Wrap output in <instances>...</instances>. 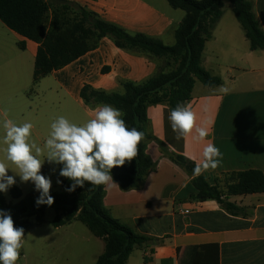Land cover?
Returning a JSON list of instances; mask_svg holds the SVG:
<instances>
[{"label": "crops", "instance_id": "crops-1", "mask_svg": "<svg viewBox=\"0 0 264 264\" xmlns=\"http://www.w3.org/2000/svg\"><path fill=\"white\" fill-rule=\"evenodd\" d=\"M64 1L96 13L131 35L143 34L166 46L175 44V32L186 16L167 0ZM247 1L253 4L264 32V0ZM223 3V15L215 24L202 57V67L222 83L208 87L197 81L187 104L196 114L197 126L206 127L209 135L200 142L192 135L178 139L168 119L169 108L163 104L151 106L147 110L150 139L146 141L145 153L153 169L139 189L124 191L114 178L113 183L104 185L103 202L111 217L140 236L159 240L135 249L126 264H186L189 259L184 250L203 245H218L219 264H264V193L229 198L246 216L232 215L216 201L199 202L192 198L197 190L191 177L167 158L160 146L164 144L169 151L196 164L202 159L204 145L212 142L222 153V159L217 168L202 174L210 185H218L223 191L235 173L258 170L264 174V50L251 51L232 3ZM37 50L35 42L0 21V85L14 84L20 90L19 101L25 100L27 89L36 87L50 107L48 116L29 115L26 120L34 125L30 139L41 147L57 117L64 116L78 125L93 118L97 107H88L80 97L85 86L122 93L121 82L142 83L163 65L159 59L121 50L111 38L104 37L94 50L34 85ZM221 86L229 89L227 94L220 90ZM20 111L24 117V106ZM0 158L4 159L1 151ZM49 164L45 160L41 172H46L47 178L51 173L56 177L58 171L49 174ZM9 167L8 175L15 176L16 183L6 192L16 187L23 197L40 195L31 181L22 182L13 172L14 165ZM17 202L12 199V203ZM48 209L53 208H47L45 216ZM54 217L49 221L44 217L42 224L25 234L24 241L31 234L38 259L48 256L54 261V253H59L63 264H96L105 251L104 240L77 220L55 228ZM204 254L199 251L194 262L205 264Z\"/></svg>", "mask_w": 264, "mask_h": 264}, {"label": "trees", "instance_id": "trees-1", "mask_svg": "<svg viewBox=\"0 0 264 264\" xmlns=\"http://www.w3.org/2000/svg\"><path fill=\"white\" fill-rule=\"evenodd\" d=\"M176 10L186 16L175 32V44L166 46L162 41L143 34L131 35L118 25L101 19L96 13L75 3L64 0H0V21L10 30L38 45L34 85L41 79L59 70L97 47L104 37L112 39L117 48L159 59L163 65L142 83L121 82L122 93L95 90L85 86L80 94L84 103L91 108L108 104L123 112L129 129L136 128L144 133L138 145V155L131 162L111 169V175L124 191L142 187L154 165L145 153L149 118L147 110L154 105H166L170 111L178 105H187L192 99L193 87L197 81L208 87L221 85L218 77H213L202 67V57L206 43L212 38L215 24L223 15V0H167ZM238 22L250 42L251 51L264 50V32L253 12V4L247 0H230ZM51 16L50 25L47 26ZM24 48V43L21 44ZM162 153L181 167L190 177L197 190L192 198L205 202L216 201L232 215L246 216L244 210L229 201L232 196L264 193V174L249 170L232 175V182L223 191L218 185L209 184L201 174L193 175L195 163L168 150L161 144ZM62 165L58 164L56 180L60 192L50 191L54 198L51 206L37 205L39 197H23L14 187L9 194L17 203L7 202L0 192V210L9 213L17 228L24 234L44 222L47 208L55 210L52 225L55 228L77 220L89 231L105 242V251L96 264H126L131 253L145 245L159 240L134 233L130 228L111 217L104 206V185L85 183L67 192L72 181L59 175ZM46 172H41L45 176ZM34 218L35 222L30 219ZM203 251L205 264H219L218 245H203L184 250L188 257L186 264H198L194 258ZM211 252V256L210 253ZM181 264L184 262L181 261ZM203 264V263H201Z\"/></svg>", "mask_w": 264, "mask_h": 264}, {"label": "clouds", "instance_id": "clouds-1", "mask_svg": "<svg viewBox=\"0 0 264 264\" xmlns=\"http://www.w3.org/2000/svg\"><path fill=\"white\" fill-rule=\"evenodd\" d=\"M220 90L225 94L229 91L223 86ZM123 115L121 110L103 104L94 110L93 118L81 125L59 116L51 123L48 137L41 147L30 139L34 127L31 122L17 125L7 118L5 112L2 143L6 147L0 149L4 152V159H0V192H6L16 183L15 176L8 175L9 165H14L16 171L11 170L20 180L31 181L40 193L36 204L51 206L54 203L49 194L51 180L41 174L45 160L62 165L59 175L72 181L71 187L65 189L67 192L75 191L77 186L83 188L86 182L96 186L110 185L114 182L111 169L135 159L138 145L144 138L143 132L128 128ZM168 119L178 139L192 135L200 142L209 135L206 127L197 126L196 114L190 105H178ZM221 159L219 148L212 142L206 143L193 175L199 176L210 168H217ZM24 237V229L15 227L11 215L0 210V264H16Z\"/></svg>", "mask_w": 264, "mask_h": 264}, {"label": "rangeland", "instance_id": "rangeland-1", "mask_svg": "<svg viewBox=\"0 0 264 264\" xmlns=\"http://www.w3.org/2000/svg\"><path fill=\"white\" fill-rule=\"evenodd\" d=\"M225 2L231 6V3L229 0H225ZM51 16L49 17V21L47 23V26L50 25ZM20 94V90L14 86V84L5 83L2 82L0 85V149H3L6 147L2 143L3 137L5 135L4 129H3V120L5 119L4 113H7V118L13 120L17 125L23 124L28 119L29 115H35L38 117L44 118L45 116H48L49 114V104H47L44 99L43 95L40 93L36 87L31 86V88L27 89L25 91V100H18V95ZM21 102H23L21 104ZM24 106L25 110H27L26 115L23 117L21 115L20 109ZM3 154L4 152L1 151ZM1 159V158H0ZM49 174L52 172V170H55V172L58 171V164L56 163H50L48 165ZM47 175V174H45ZM53 175V176H52ZM51 180V189L52 192H60L61 188L56 182L55 174L51 173L50 175ZM36 194L39 195V192L36 191ZM5 198L7 202L12 203V198L9 194V192H5ZM36 197V196H35ZM46 212V211H45ZM55 216V210L54 209H48L47 214L45 216V219L47 221L51 220ZM31 222H34V218L30 219ZM77 226L82 227L85 231H88L86 227L82 224H77ZM47 227V226H45ZM49 227V226H48ZM77 249V247L75 248ZM38 250L36 251L33 245L31 234L26 238V240L23 243V247L20 249V256L17 260L16 264H63V260H59L58 254L54 253V261H52V258L50 259L48 256H43L41 259H38Z\"/></svg>", "mask_w": 264, "mask_h": 264}]
</instances>
